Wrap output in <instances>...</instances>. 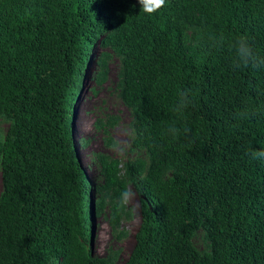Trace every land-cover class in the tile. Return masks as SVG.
Returning a JSON list of instances; mask_svg holds the SVG:
<instances>
[{"label": "trees", "instance_id": "16d2710c", "mask_svg": "<svg viewBox=\"0 0 264 264\" xmlns=\"http://www.w3.org/2000/svg\"><path fill=\"white\" fill-rule=\"evenodd\" d=\"M97 45L95 80L120 58L131 149L148 158L99 153L92 180L73 118ZM2 120L0 264H114L117 252H93L95 216L109 209L118 231L138 178L146 198L123 264H264V159L252 155L264 150V0H166L151 13L138 0H0Z\"/></svg>", "mask_w": 264, "mask_h": 264}, {"label": "rangeland", "instance_id": "374dc122", "mask_svg": "<svg viewBox=\"0 0 264 264\" xmlns=\"http://www.w3.org/2000/svg\"><path fill=\"white\" fill-rule=\"evenodd\" d=\"M103 46L97 45L88 70L84 75L83 84L76 102L74 114V137L83 166L92 180L100 173L97 160L99 153H108L119 158L122 164L138 157H147L146 149H131L133 131L130 122L132 110L120 96L119 71L121 60L116 55L109 60L108 74L104 83L95 80L99 70L98 56ZM9 122L2 120L1 131L5 136ZM99 179V177H98ZM132 196L127 205L132 211V217L122 221L118 231L110 222L109 209L100 216H95L92 234V249L97 256H106L117 252L114 264H123L129 257L134 244L135 234L141 222L140 199L146 198V193L140 183L130 182ZM3 188L2 170L0 167V194ZM124 231L121 236L119 233ZM194 243L201 251L208 250V240L203 228L196 231Z\"/></svg>", "mask_w": 264, "mask_h": 264}, {"label": "clouds", "instance_id": "9594fccd", "mask_svg": "<svg viewBox=\"0 0 264 264\" xmlns=\"http://www.w3.org/2000/svg\"><path fill=\"white\" fill-rule=\"evenodd\" d=\"M166 0H138L139 6L146 12H155L160 9ZM237 55L240 60L248 61L253 57L252 48L250 44L241 40L238 43ZM253 157L256 159H264V150H256L252 153ZM132 196V189L129 187L121 194V202L127 203L129 198Z\"/></svg>", "mask_w": 264, "mask_h": 264}]
</instances>
